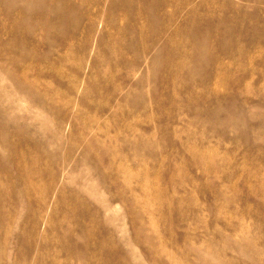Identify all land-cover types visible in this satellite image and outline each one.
Masks as SVG:
<instances>
[{
	"label": "rangeland",
	"instance_id": "374dc122",
	"mask_svg": "<svg viewBox=\"0 0 264 264\" xmlns=\"http://www.w3.org/2000/svg\"><path fill=\"white\" fill-rule=\"evenodd\" d=\"M24 1L0 264H264V0Z\"/></svg>",
	"mask_w": 264,
	"mask_h": 264
},
{
	"label": "bare ground",
	"instance_id": "6f19581e",
	"mask_svg": "<svg viewBox=\"0 0 264 264\" xmlns=\"http://www.w3.org/2000/svg\"><path fill=\"white\" fill-rule=\"evenodd\" d=\"M2 1H5V0H2ZM23 1H24V0H23ZM36 1H37V0H36ZM38 1H39V0H38ZM41 1H42V0H41ZM41 1H40V2H41ZM67 1H68V0H67ZM8 2H9V1H8ZM24 2H27V1H24ZM44 2H45V1H44ZM51 2H52V1H51ZM53 2H54V1H53ZM57 2H58V1H57ZM64 2H65V1H64ZM64 2H63V4L65 5L66 2H65V3H64ZM69 2H71V1L69 0ZM0 3H2V2H0ZM5 3H6V2H5ZM48 3H49V2H48ZM61 3H62V1H61ZM53 4H54V3H53ZM67 4H68V3H67ZM67 4L65 5L66 7H67ZM72 4H73V3H72ZM8 5H9V4H8ZM49 5H50V4H49ZM59 5H60V3H59ZM0 6H1V5H0ZM6 6H7V5H6ZM60 6H61V5H60ZM71 6H72V5H71ZM5 8H6V7H5ZM5 8H4V9H5ZM21 8L23 9V7H21ZM58 8H59V7H58ZM9 9H10V8H9ZM22 9H21V11H22ZM62 9H64V8H62ZM62 9H61V11H62ZM65 9H66V8H65ZM74 9H75V8H73V10H74ZM6 10H8V9H6ZM10 10H11V9H10ZM55 11H56V10H55ZM55 11H54V13L57 12V11H56V12H55ZM27 12H29V11H27ZM41 12H42V11H41ZM74 12H75V11H74ZM31 13H33V12H31ZM35 13H36V12H35ZM52 13H53V12H52ZM20 14H21V13H20ZM23 14H25V12H24ZM45 14H46V13H45ZM28 15H29V14H28ZM31 15H32V14H31ZM58 15H59V14H58ZM72 15H73V14H71V16H72ZM29 16H30V15H29ZM49 16H50V15H49ZM56 16H57V15H56ZM65 16H66V15H65ZM65 16H64V17H65ZM51 17H52V16H51ZM60 17H61V16H60ZM64 17H63V18H64ZM32 18H33V17H32ZM40 18H41V17H40ZM45 18H46V17H45ZM47 18H48V17H47ZM47 18H46V19H47ZM52 18H53V17H52ZM52 18H51V19H52ZM36 19H37V18H36ZM36 19H35V20L33 19L34 22L36 21ZM51 19H50V20H51ZM66 19H68V17H67ZM19 20H20V19H18V21H19ZM27 20L30 21L31 19L29 20V19L27 18ZM70 20H71V19H70ZM18 21H16V22H18ZM20 21H21V20H20ZM20 21H19V23H20ZM44 21H45V20H44ZM59 21H60V20H59ZM62 21H63V20H62ZM64 21H65V20H64ZM25 22H26V21H25ZM51 22H52V21H51ZM51 22H49V23H51ZM65 22H66V21H65ZM69 22H70V21H69ZM21 23H22V21H21ZM28 23H29V22H28ZM37 23H38V22H37ZM14 24H15V23H14ZM25 24H26V23H25ZM52 24H53V23H52ZM52 24H51V25H52ZM26 25H27V24H26ZM53 25H54V24H53ZM58 25H59V24H58ZM64 25H65V24H64ZM71 25H72V24H71ZM13 26H14V25H13ZM24 26H25V25H24ZM68 26H69V25H68ZM73 26H74V25H73ZM21 27H22V26H21ZM28 27H29V26H28ZM13 28H14V27H13ZM22 28H23V27H22ZM51 28H52V27H51ZM196 28H197V27H196ZM23 30H24V28H23ZM26 30H27V29H26ZM50 30H51V29H50ZM29 31H30V30H29ZM54 31H55V30H54ZM25 32H26V31H25ZM27 32H28V31H27ZM197 34H198V33H197Z\"/></svg>",
	"mask_w": 264,
	"mask_h": 264
}]
</instances>
